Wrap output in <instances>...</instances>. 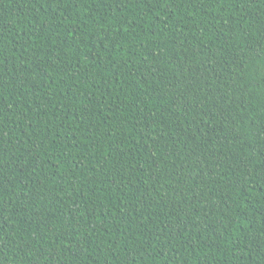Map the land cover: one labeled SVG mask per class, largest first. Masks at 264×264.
<instances>
[{
	"label": "trees",
	"instance_id": "1",
	"mask_svg": "<svg viewBox=\"0 0 264 264\" xmlns=\"http://www.w3.org/2000/svg\"><path fill=\"white\" fill-rule=\"evenodd\" d=\"M0 264H264V0H0Z\"/></svg>",
	"mask_w": 264,
	"mask_h": 264
}]
</instances>
